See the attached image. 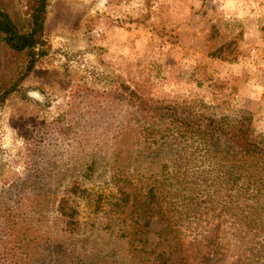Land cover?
<instances>
[{"label": "rangeland", "instance_id": "rangeland-1", "mask_svg": "<svg viewBox=\"0 0 264 264\" xmlns=\"http://www.w3.org/2000/svg\"><path fill=\"white\" fill-rule=\"evenodd\" d=\"M27 2L0 6L20 24ZM47 18L45 56L0 106V140L10 129L13 143L24 141L14 159H0V224L14 223L17 197L36 209L28 215L40 248L53 253L32 264H70L68 253L71 264H264V169L228 162L222 145L209 153L197 137L173 131L152 144L139 135L145 106L175 102L230 119L248 112L264 140V0H50ZM26 62L0 53V89ZM80 90L96 105L90 115L86 105L71 111ZM122 135L134 145L128 165L106 150ZM72 182L87 191L80 231L47 239L61 228L56 201ZM153 187L162 209L146 199Z\"/></svg>", "mask_w": 264, "mask_h": 264}, {"label": "trees", "instance_id": "trees-1", "mask_svg": "<svg viewBox=\"0 0 264 264\" xmlns=\"http://www.w3.org/2000/svg\"><path fill=\"white\" fill-rule=\"evenodd\" d=\"M49 1L28 0V20H24L20 24L14 20L8 11L0 6V53L4 56L7 54H25L27 56L24 72L11 85H6L0 89V106L16 91L18 82L33 70L37 60L45 56V51L42 48V36ZM80 92V98L74 102L71 111L80 114L82 105H86L87 112H82V115H90L95 111L96 105L93 102L86 104L88 100L82 94L86 90H80ZM94 99L99 98L95 97ZM143 111L147 113V118L145 117L143 132L139 135L147 136L149 140H152V142L150 141L152 144H157V137L163 136V133L170 134L174 131V133L177 132L181 136L188 135L199 138L207 146L209 153L211 148L222 145L224 149L220 150L222 152L220 154L224 156V159H228L227 161H230V163H235L233 158H237L238 161H241L240 164L243 166H239L242 168L264 169V140L256 134L253 127V118L248 112H241L238 117L230 119L226 116L216 117L213 114L200 113L194 109L186 112L175 102L160 104L154 108L145 106ZM77 119H82V117L77 116ZM155 124L159 125L160 128L154 129ZM66 127L70 129L71 123H66ZM58 135L61 138H66L69 131L61 127L58 130ZM83 137L87 141L90 134H83ZM82 145L85 146L84 143ZM131 147H134V145L129 143L128 138L123 135L117 136L106 148L109 162L128 165L131 161ZM145 149L148 150V148ZM141 153L143 154V151ZM92 164L93 162H91V166H86V169H91ZM258 172L262 173L261 170H258ZM212 183H214V186H219L216 182ZM258 183H262V180L257 181ZM86 192L78 182L70 183L63 196L56 201L55 211L58 214L61 228L56 230L55 233L50 232L45 238L55 237L56 239L59 236L58 233L62 238H74L77 235L80 231L78 221L80 204L78 199L82 198ZM149 193L150 196L146 198L148 203L156 204L157 207L162 209L157 198L156 188L150 189ZM24 199L23 197H17L14 200V213L16 211V214L12 226L9 227L8 224L3 228L0 224V239H7L4 245L0 243V255L5 259V264H32L33 260H39L46 253H53L52 250L46 251L44 248H40L39 244L43 236L39 230H36L28 215L30 212H35L36 209L34 207L27 208ZM6 223H9V220ZM147 225L148 222L144 226ZM30 239H32L31 250L28 251L25 242L30 243ZM54 256L56 254H52V257ZM69 257L70 253L65 258L71 264L72 260Z\"/></svg>", "mask_w": 264, "mask_h": 264}, {"label": "clouds", "instance_id": "clouds-1", "mask_svg": "<svg viewBox=\"0 0 264 264\" xmlns=\"http://www.w3.org/2000/svg\"><path fill=\"white\" fill-rule=\"evenodd\" d=\"M23 147H24L23 139H18L13 143L12 132L9 129L8 133L3 136L2 140H0V149L6 150L5 155L3 157H0V159H3V160L14 159L17 151L19 149H22ZM22 168H23V165L20 164L16 167V170L21 171Z\"/></svg>", "mask_w": 264, "mask_h": 264}, {"label": "built area", "instance_id": "built-area-1", "mask_svg": "<svg viewBox=\"0 0 264 264\" xmlns=\"http://www.w3.org/2000/svg\"><path fill=\"white\" fill-rule=\"evenodd\" d=\"M101 34H102V29L100 28H96L92 33V35L95 37H99Z\"/></svg>", "mask_w": 264, "mask_h": 264}, {"label": "crops", "instance_id": "crops-1", "mask_svg": "<svg viewBox=\"0 0 264 264\" xmlns=\"http://www.w3.org/2000/svg\"><path fill=\"white\" fill-rule=\"evenodd\" d=\"M50 13H48V15H49ZM51 15V14H50ZM48 22H49V20H48V18H47V20L45 21V23H44V28H46L47 29V27H48Z\"/></svg>", "mask_w": 264, "mask_h": 264}, {"label": "water", "instance_id": "water-1", "mask_svg": "<svg viewBox=\"0 0 264 264\" xmlns=\"http://www.w3.org/2000/svg\"><path fill=\"white\" fill-rule=\"evenodd\" d=\"M32 96H34L37 100H41V97L38 94H32Z\"/></svg>", "mask_w": 264, "mask_h": 264}]
</instances>
